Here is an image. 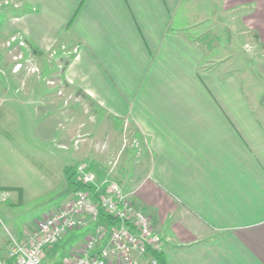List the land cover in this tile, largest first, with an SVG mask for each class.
Segmentation results:
<instances>
[{"label":"crops","instance_id":"0c3cea01","mask_svg":"<svg viewBox=\"0 0 264 264\" xmlns=\"http://www.w3.org/2000/svg\"><path fill=\"white\" fill-rule=\"evenodd\" d=\"M198 2L0 0V10L16 13L0 26V59L14 37L41 56L72 47L68 84L94 102L91 112L131 124L149 146L148 172L132 189L119 185L151 217L165 264H264V71L224 70L232 56L188 37L214 19L243 25L264 51V0H221L211 13L196 12ZM234 39L236 50L242 37ZM5 78L0 108L9 109L13 79ZM21 92L10 102L38 107L36 93ZM50 98L59 99L47 95L46 113L60 114ZM90 168L99 183L110 179Z\"/></svg>","mask_w":264,"mask_h":264},{"label":"rangeland","instance_id":"374dc122","mask_svg":"<svg viewBox=\"0 0 264 264\" xmlns=\"http://www.w3.org/2000/svg\"><path fill=\"white\" fill-rule=\"evenodd\" d=\"M220 2L204 0L194 4L199 7L194 10L211 13ZM11 11L0 10V26L7 17L16 15ZM244 28L241 24L231 27L226 22L211 19L199 30L196 27L197 31L188 32V37L196 39L205 36L204 44L209 45L218 58L232 56L225 62L224 70L235 67L245 77L246 65L255 64L253 70L261 75L260 71H264L263 64H260L264 60V51L255 47V36L253 41L242 36ZM234 36L242 37L237 40L236 50L231 46ZM5 44L8 45V42L5 41ZM71 53L69 44L57 53L44 56L20 48L17 44L2 52L0 80L7 79V76L14 77L12 73L18 76L12 78L10 86L7 84L9 109L0 108V190L6 195L5 201L0 202L2 258L7 257L12 239L22 240L28 230H34L39 220L55 213L64 199H68L71 191L63 176L65 166L76 168L86 164L89 168L94 167L100 175H109V181L126 186L125 189H132L138 175L147 173L150 168L152 154L149 146L133 126L117 123L103 113L91 112L88 101L78 96V89L68 84L65 72L66 62L73 57ZM235 61L239 65H234ZM18 63L23 68L15 72ZM255 78L259 82V76H253ZM21 79H24V85L19 81ZM3 84L0 81V86ZM25 86L29 93H36L33 96L38 98V107L34 103H27L29 98L21 106L10 102L16 96L23 95L21 91ZM258 86L261 88L260 84ZM48 94H55L59 98L49 100L59 101V107L56 106L61 109L60 114L56 109L46 113L47 107L42 101ZM40 95L43 96L38 97ZM57 120L60 128L57 127ZM95 229L96 225L92 223L67 234L55 246L54 253L48 255L46 264H60L76 256L79 244H83L84 238L94 233Z\"/></svg>","mask_w":264,"mask_h":264},{"label":"built area","instance_id":"2783aa9c","mask_svg":"<svg viewBox=\"0 0 264 264\" xmlns=\"http://www.w3.org/2000/svg\"><path fill=\"white\" fill-rule=\"evenodd\" d=\"M12 44L28 49L19 37L12 38L9 45ZM22 68L18 63L14 71ZM75 180L84 188L75 190L59 210L39 220L25 239H12L7 257H0V264H46L49 249L70 232L92 223L96 229L87 236L77 255L60 264H158L153 253H161L162 239L151 217L134 206L122 187L109 180L99 183L86 164L76 168ZM5 196L0 190V202L5 201ZM102 212L117 219L119 225L101 223Z\"/></svg>","mask_w":264,"mask_h":264},{"label":"trees","instance_id":"16d2710c","mask_svg":"<svg viewBox=\"0 0 264 264\" xmlns=\"http://www.w3.org/2000/svg\"><path fill=\"white\" fill-rule=\"evenodd\" d=\"M68 65H69V62L67 61L66 62V67ZM77 95L80 96V97H83L86 101H88L90 106H94L95 105L94 102L89 97H87L85 94H83L82 92L79 91L77 93ZM76 168L68 165L64 169L65 180H66V182L68 184V187L70 188V190L72 192H74L77 189L84 188L79 183H77L76 180H75ZM89 190L94 191V188L90 187ZM100 222L101 223H105V224H107L110 227H114V226H118L119 225V221L117 219H114L113 217L105 214L104 212H102L101 215H100ZM153 257L158 261V264H165L164 258H163L161 253H153Z\"/></svg>","mask_w":264,"mask_h":264}]
</instances>
